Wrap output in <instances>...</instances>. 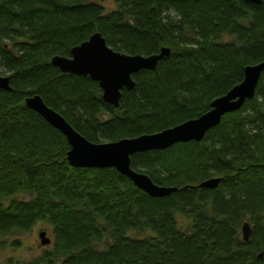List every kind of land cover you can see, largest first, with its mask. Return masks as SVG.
Wrapping results in <instances>:
<instances>
[{"label": "trees", "instance_id": "obj_1", "mask_svg": "<svg viewBox=\"0 0 264 264\" xmlns=\"http://www.w3.org/2000/svg\"><path fill=\"white\" fill-rule=\"evenodd\" d=\"M95 32L122 53L171 52L133 74L115 107L98 81L51 63ZM260 62L264 0H0L11 88H0V249L39 223L51 239L4 264H264V70L254 97L202 140L131 155L133 169L177 188L162 197L114 167L72 166L65 135L25 105L40 95L87 140L116 141L201 116ZM212 177L217 187L199 186Z\"/></svg>", "mask_w": 264, "mask_h": 264}, {"label": "water", "instance_id": "obj_2", "mask_svg": "<svg viewBox=\"0 0 264 264\" xmlns=\"http://www.w3.org/2000/svg\"><path fill=\"white\" fill-rule=\"evenodd\" d=\"M259 3L260 0H248ZM171 52L162 47L159 53L151 55L126 54L112 49L100 32L93 33L89 39L74 46L71 56L56 55L51 63L62 72L89 76L98 81L103 99L115 106L120 105L122 89L131 90L135 86L133 74L140 70L154 69L160 59ZM264 70V62L248 65L244 69L243 80L233 86L226 94L217 97L211 108L201 116L155 133L121 138L116 141L95 143L87 140L56 110L48 106L40 95L29 96L25 105L38 112L52 126L60 130L70 145L68 162L75 167H114L133 183L151 196L162 197L176 191V187L156 184L147 174L131 166V155L147 150H161L178 142L202 140L206 132L217 126L222 116L239 109L246 100L252 99ZM0 88L10 90L9 77L0 74ZM219 177L209 178L200 187L215 188ZM244 240L251 234L249 222L242 225ZM41 245H48L51 239L45 231L39 233ZM264 251L259 254L263 258Z\"/></svg>", "mask_w": 264, "mask_h": 264}, {"label": "rangeland", "instance_id": "obj_3", "mask_svg": "<svg viewBox=\"0 0 264 264\" xmlns=\"http://www.w3.org/2000/svg\"><path fill=\"white\" fill-rule=\"evenodd\" d=\"M106 9L116 7V0H100ZM6 75V73L2 74ZM47 231L43 223L37 224L31 231L16 233L6 236L4 239L8 242L5 248L0 249V264H4L8 258H13L18 261H25L40 254L45 246L40 243L39 233ZM135 234V233H133ZM47 235H49L47 231ZM14 239L20 240V245L15 247L11 244Z\"/></svg>", "mask_w": 264, "mask_h": 264}]
</instances>
